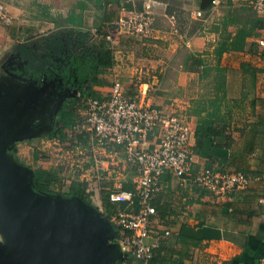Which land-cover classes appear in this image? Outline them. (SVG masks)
Segmentation results:
<instances>
[{
    "label": "crops",
    "instance_id": "0c3cea01",
    "mask_svg": "<svg viewBox=\"0 0 264 264\" xmlns=\"http://www.w3.org/2000/svg\"><path fill=\"white\" fill-rule=\"evenodd\" d=\"M220 1L219 6H214L212 0H0L10 15L8 22L0 20V62L6 57L9 62L12 60L14 47L42 36H61L64 28L76 32L85 30L90 35L91 46L99 47L106 40L107 29L114 27L126 10L152 13L155 27L152 39L142 41L124 34L115 50L106 41L113 53V65L101 67L96 76L86 82L93 95L99 98L110 91L115 80H120L128 93L137 95L142 102L166 106L173 99L169 92L174 88L189 91L191 85L198 86L206 80L212 82L215 79L213 70L211 75L200 79L201 65L192 71L180 67L175 58L184 47L190 53L201 55L205 66L215 68L219 63L226 69V97L223 99L222 93L217 91L214 98L223 100L224 105L228 100L242 97L244 66L258 70L248 119L219 108H205L200 113L207 117L213 111L217 112L211 125L219 133L205 137L199 152L195 149L199 112L193 109L190 112L194 130L191 139L194 168L228 166L239 169L250 175L249 186L226 196H216L197 186L183 185L173 174L165 175L162 188L153 199L161 224L153 233L154 238H159V244L156 256L149 264H259L264 257V126L260 123L264 116V46L259 44L264 41V17L245 0ZM241 29L245 31L247 44H253L256 53L245 45L244 49L225 52L218 59L214 52L220 41L229 36L231 39ZM141 73L148 77V84L144 80L136 85ZM77 81L75 78L74 82ZM70 92L56 109L58 114L66 99L76 98L66 126L69 132L76 107L87 93H83L81 84L71 87ZM195 98L197 95H186L181 100H187L184 105L188 107ZM254 98L255 106L252 104ZM177 106L180 109L181 105ZM54 121L55 118L51 131ZM118 155V160L124 159L123 153L118 152ZM58 166H62L60 176L65 177L66 166L52 167ZM131 176V172H124L122 179L119 178L123 187L127 183L133 189ZM63 177V183L64 180L68 182L67 190L61 191L62 186H56L54 192L45 193L72 197L67 193L73 179L79 180L77 174ZM106 201L103 197L100 205L90 203L106 216L115 209L111 205L113 208L109 212ZM114 230L109 244L115 248L118 257L123 255L119 243L122 234L117 227ZM166 232L169 234L165 235Z\"/></svg>",
    "mask_w": 264,
    "mask_h": 264
},
{
    "label": "built area",
    "instance_id": "2783aa9c",
    "mask_svg": "<svg viewBox=\"0 0 264 264\" xmlns=\"http://www.w3.org/2000/svg\"><path fill=\"white\" fill-rule=\"evenodd\" d=\"M245 1L264 17V0ZM220 2L212 0L211 3L219 6ZM0 20H10L1 2ZM154 32L152 13L128 9L114 27L107 29L105 39L115 50L121 35L147 41L154 37ZM259 44L264 46V41ZM139 76L136 85L148 78L143 73ZM193 133L191 119L185 111L170 105L142 102L137 95L128 93L123 81L115 80L103 97L93 94L81 97L69 137L77 134L85 138L84 141L73 145L69 139L53 137V144L59 146V150L65 147L63 158H69L65 163L71 162L69 167L76 164V178L87 183L85 191L91 203L100 205L106 193L108 202L115 206L113 212L106 215L122 234L119 243L123 255L115 264H149L154 258L159 238H154L153 233L161 221L153 199L160 192L165 175L173 174L183 185L197 186L216 196H226L249 186L250 175L239 169L194 168ZM86 148L94 150L93 156ZM101 151L105 156L98 155ZM118 152L124 154L121 161ZM124 172H131L133 189H124L119 181ZM259 264H264V257Z\"/></svg>",
    "mask_w": 264,
    "mask_h": 264
},
{
    "label": "rangeland",
    "instance_id": "374dc122",
    "mask_svg": "<svg viewBox=\"0 0 264 264\" xmlns=\"http://www.w3.org/2000/svg\"><path fill=\"white\" fill-rule=\"evenodd\" d=\"M75 32L76 30L72 28H64L62 30L61 36L68 45H70V41L71 44L75 43L79 33H86L85 30H79V32L77 30L76 34H74ZM50 38H55V35L38 37L29 43L14 47L12 60L9 62L6 57L0 62V115H2V125L7 127L4 131L5 133L3 134L1 143H3V141L5 142L4 149L7 155L18 164L28 167L31 175H33L37 167L49 168L53 165L65 164L67 165V171L64 172L65 177H63V174L62 177L66 179L67 176H75L76 168L74 166L76 164L69 167L71 162L70 164L65 163L69 160V158H63L64 151H66L64 150L65 147L62 146L61 150H59V146L53 144V137L50 131L58 103H61L65 95L71 93V87L74 86V84L70 82V75L68 78H66V75L67 73L75 74L76 68L71 66L74 60L71 58L70 52L60 57V59L56 57L58 61L56 63L55 60L47 62L46 48L48 47L47 42ZM19 49H21V51L25 49L23 54H30L27 50L34 51L32 56L36 61H30V58L28 59L25 55L26 59L20 56L22 53L18 51ZM41 61L43 63H49L45 72H51L50 75L44 72L42 77L38 80V78H33L27 67L34 63H42ZM54 63L55 66L57 65L55 70L53 69ZM77 77L76 75L75 78ZM64 78H66L65 81ZM244 78H246L248 85L246 90L249 92L248 96L245 98L241 97L234 101L228 100L225 104L226 106L223 104V100H214L217 94L218 84L216 79H213L212 82L211 80H206L198 86L197 84H195V86L191 85L189 91H185V89L180 87L174 88L169 92V97L173 98L168 101L169 105L176 109L178 108L177 104L183 105L185 108L179 107L181 110L185 111V113H189V118L191 117L190 112H192V109L193 111H199L203 108L213 110H218L219 108L220 110L222 109V111L226 110L227 112H233L243 118L247 116L248 119L247 113L251 114L252 112L250 99L254 93L251 75L247 74ZM40 95L41 97H39ZM186 95L189 97L197 95V98L190 102L192 108L184 105V102L187 100H181V98ZM249 116L251 117V115ZM14 118L21 119L20 126L13 127L12 124L10 125L8 123V119ZM22 122L25 124L22 125ZM86 151L93 156V149L86 148ZM105 154L106 153L103 151H101V153L98 152L100 156H105ZM55 155H58V157H55ZM61 172L63 173V171ZM67 188L68 182L64 180L61 191L67 190ZM103 210L105 211V208ZM0 241L4 242V237L1 232ZM111 250L113 255L117 256L115 248L111 247Z\"/></svg>",
    "mask_w": 264,
    "mask_h": 264
},
{
    "label": "water",
    "instance_id": "95a60500",
    "mask_svg": "<svg viewBox=\"0 0 264 264\" xmlns=\"http://www.w3.org/2000/svg\"><path fill=\"white\" fill-rule=\"evenodd\" d=\"M1 119L0 264H115L122 256L112 253L110 220L78 196L35 191L34 173L5 152ZM20 120L8 123L17 127Z\"/></svg>",
    "mask_w": 264,
    "mask_h": 264
},
{
    "label": "trees",
    "instance_id": "16d2710c",
    "mask_svg": "<svg viewBox=\"0 0 264 264\" xmlns=\"http://www.w3.org/2000/svg\"><path fill=\"white\" fill-rule=\"evenodd\" d=\"M245 31L242 29L237 33L236 36L232 37L230 39L229 37L224 38L220 43L217 45L214 54L218 56V59H221L222 55L225 52L228 51H233V50H241L245 48V45H247V49L251 51L252 53H256V49L254 48V45L251 43L246 42L245 35L243 34ZM90 35L88 33H79L78 37L75 41L74 44L68 45L65 41V39L62 36H55V38H50L48 39L47 42V62L50 60H55V63L58 62L56 60V57L60 59V57H63L69 52L71 53V58L74 60L71 64V66L76 68L75 74L67 73V77H69L74 85H79L81 84L83 93L86 94H94L92 91L91 86H87L86 82H88L91 77H95L97 72L101 70V67H110L113 65V53L112 50L108 48L109 43H107L105 40H103L99 47H93L91 46L90 41ZM108 44V45H107ZM24 48V47H23ZM20 53H22L20 56L26 57L30 61H36L33 59L32 53L34 51L32 50H27L30 54H23L25 52V49H19L18 50ZM26 57H25V56ZM175 60L179 61V64L181 65L180 67L187 71V70H196L198 69V66H202V69L200 71V79H203L205 76L211 75V71L213 70L214 73V78L217 80V91H220L222 93V98L226 97V69L219 66V63L216 65L215 68H211L208 66L204 65V61L201 57V55L193 54L188 52V50L184 47L180 51V54L176 55ZM46 61V59H45ZM42 62V61H41ZM54 63L53 69L55 70L56 66ZM49 63H34L31 64V66H28V70L30 74H32L33 78H38V80L42 77L43 73L46 71V67ZM244 74H250L251 75V83H252V89L255 87L256 80H257V69L248 66H244ZM51 72V71H50ZM50 72H45L47 75H50ZM63 73L62 71H60ZM78 76L77 82H74V79ZM245 75V76H246ZM64 78V81L66 80ZM247 78V77H246ZM246 78H244L242 87V97H247L249 92H247V82ZM86 79V80H83ZM88 80V81H87ZM70 83V84H71ZM255 98L252 99V104L255 106ZM76 101V98H68L64 101L63 103V109L56 115L55 121H54V127L52 128L51 131V136L52 137H59L62 140H68L71 141L73 145L77 144L81 140H85V138H82L81 136L73 135L72 137H69V129H67V124L69 121V118L72 116V110H73V103ZM206 109H200L199 111V124L196 127V146L195 149L197 152L200 151V148H202L204 139L205 137L209 135H216L219 133V131L214 130L212 122V118L217 114V112H212L208 114L207 117H202L200 113L205 111ZM260 123L263 124L264 126V116L261 117ZM62 171V166L58 167H52V168H46V167H37L35 168L34 171V190L35 191H40V192H47L51 193L54 192V187L56 186H62L63 185V180L62 177L60 176V173ZM62 183V184H61ZM87 187V183L85 181L81 180H75L73 179L72 184L70 185L68 195L72 196H78L84 201L90 203V196L86 193L85 189ZM130 185L125 183L123 188L130 189ZM104 199H108L106 193L103 195ZM107 210L110 212L112 211L111 204L108 202V200L105 202ZM156 254V253H155ZM156 256V255H155Z\"/></svg>",
    "mask_w": 264,
    "mask_h": 264
}]
</instances>
